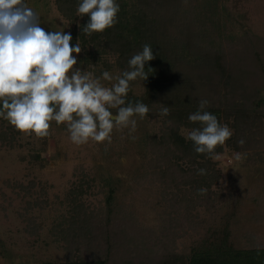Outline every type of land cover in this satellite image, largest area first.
<instances>
[{"label":"rangeland","instance_id":"374dc122","mask_svg":"<svg viewBox=\"0 0 264 264\" xmlns=\"http://www.w3.org/2000/svg\"><path fill=\"white\" fill-rule=\"evenodd\" d=\"M193 2L198 8L197 21L201 29L205 26L233 38L220 45L223 55H218L217 63L226 67L214 71L215 77L222 83L231 78L237 82L244 71L251 77L255 70L250 63L239 72L233 67L239 62L244 66L249 59L247 55L236 56L233 49L238 47L236 39L240 35L244 39L246 33L264 38V0ZM26 6L36 12L46 31L68 32L69 24L53 0H27ZM73 55L77 57L74 68L88 70L95 77H101L107 70L102 64L92 70L91 64L81 62L80 53ZM114 59L107 56L109 64H113ZM222 68L225 70L220 72ZM107 71L114 77L119 75L115 66ZM100 82L110 86L115 80L101 78ZM130 91L145 100L142 87H134L128 93ZM260 93L262 99L255 104H260L262 115L254 128H245L249 133L246 139L249 147L235 149L225 144L212 155L211 161L219 177L208 194L215 197V201L208 208L196 204L190 210L182 204L185 188L175 184L177 177L174 175L171 183L164 185L159 179L160 172L151 164L160 158L156 141L172 129L174 113L170 108L167 116L161 115L163 106L149 108L143 119L134 116L137 126L131 134L128 128L114 127L111 142L89 140L79 145L70 140L65 123L51 121L49 135L40 138L0 118V264L67 260V234L77 226L81 207L94 216L89 213L91 210L105 212L108 203L113 209L109 217L121 220L128 216L132 220L133 225L128 227L131 233L117 237L118 241L125 237L132 241L133 234L141 228L150 234L140 231L134 240L137 245L141 243L139 249L169 251L183 256L182 264H187L193 249L223 242L233 248L264 247V86ZM220 96L233 98L228 94ZM219 98L215 95L212 100L218 102ZM112 111L115 115L116 109ZM219 112L223 117V109ZM227 125L235 134L236 128L229 121ZM257 126L262 129L258 130ZM192 128L180 127L181 135L186 138V131ZM1 132H4L3 138ZM130 135L136 139H130ZM237 154L241 159H236ZM166 173L173 171L168 169ZM98 235L91 249L82 246L76 251L77 255L81 251L104 255L116 237L112 231L106 235L99 231ZM104 236L105 240H99ZM129 256L133 254H126L123 259Z\"/></svg>","mask_w":264,"mask_h":264},{"label":"trees","instance_id":"16d2710c","mask_svg":"<svg viewBox=\"0 0 264 264\" xmlns=\"http://www.w3.org/2000/svg\"><path fill=\"white\" fill-rule=\"evenodd\" d=\"M26 1L24 0L25 4ZM117 2L120 9L116 23L102 32L88 35L82 32V28L89 20V16L88 14L78 16L76 9L79 0H53L57 10L69 24L67 30L72 35L70 44L74 45L77 42L80 44L82 48L80 60L86 65L91 64L92 70L100 64L107 70L115 66L119 69L120 75L128 69V60L133 54L141 51L144 44L151 45L155 58L145 64L147 79L138 78L131 81L129 88L132 90L137 86L142 87V93L146 98L142 100L140 96L132 95L130 91L125 97V104L143 102L148 108L166 105L173 111L172 129L167 130L166 135L156 141L159 161H151V164L155 171L160 172L159 179L164 185H169L174 175L177 177L178 181H175V184L184 186L181 187L185 188L181 200L188 210L194 208L196 204L208 208L215 201V197H210L208 193L219 177L218 171L211 161L212 155L196 153L193 143L181 135L180 127H199V122L189 121L188 115L197 110L200 99H206L209 104L204 110L215 114L220 123L227 124L229 121L236 128L235 134L233 133L223 145L227 144L235 149L249 147L246 140L249 133H246V129L254 128L257 119L262 115L259 110L260 104L256 105L255 102L262 99L260 91L264 86V38L246 33L245 39L241 35L236 39L238 47L233 49V53L236 56L247 55L249 59L244 66L239 62L238 66L233 67L239 72L243 67H249L250 63L255 71L251 73V77L244 71L243 77L237 82L231 78L222 83L213 72L219 67H226L217 63V57L223 55L220 45L233 38L224 37L219 31L212 32L205 26L201 29L197 21L198 8L193 0H117ZM108 55L115 58L113 64L108 63ZM223 70L225 69H220V72ZM227 94L233 95V98L228 100L225 96H220ZM215 95L220 97L218 102L212 100ZM219 109H223V117ZM257 129L260 130L262 127L257 126ZM3 134L4 132H1V138L4 137ZM241 139L244 140L243 144L238 143ZM223 145H217L214 151H221ZM180 161L183 164H180ZM200 168L205 169L204 174H199ZM168 169H172L173 173L167 174ZM201 188L205 191H199ZM110 206L112 204L108 203L105 212L102 209L91 210L89 213L94 216L87 214L81 207L77 226L67 234V260L45 261L40 264L184 262L183 256L174 255L169 251L139 249L141 243L137 245L134 240L139 237L140 231H145L141 228L133 234L132 241L126 237L118 241L117 237L131 233L128 227L133 224L128 216L121 220L109 217L113 210ZM99 231L104 235L112 231L113 237H116L108 251L101 256L95 255L94 251H90L91 255L82 251L77 255L76 251L82 246L87 250L93 247L98 240ZM101 239L105 240L106 237L99 240ZM252 239L253 237L250 238L251 245ZM137 251H140L139 255H135ZM126 254H133V257L128 258L130 261L123 259ZM187 264H264V247L233 248L223 242L220 245L193 249L189 253Z\"/></svg>","mask_w":264,"mask_h":264},{"label":"clouds","instance_id":"9594fccd","mask_svg":"<svg viewBox=\"0 0 264 264\" xmlns=\"http://www.w3.org/2000/svg\"><path fill=\"white\" fill-rule=\"evenodd\" d=\"M119 9L117 0H79L78 16H89L82 32L91 35L112 27ZM71 40L69 32L41 27L36 12L24 0H0V118L40 138L49 135L51 121L65 123L70 140L77 145L89 140L111 142L114 127L135 132L134 116L143 119L149 108L143 102L125 104V97L131 81L147 79L145 64L155 58L151 45L144 44L133 54L128 69L120 75L114 77L105 70L101 77H95L88 70L73 67L77 64L73 53L82 48L78 42L70 44ZM101 78L115 82L104 86ZM208 104L200 99L197 110L188 115L199 127L186 131V139L196 153L214 156L216 146L223 145L233 133L215 114L204 110ZM112 109H116L115 115ZM168 113L169 106H163L161 115ZM130 139L136 137L130 135ZM236 159L241 156L237 154ZM198 172L204 174L205 169Z\"/></svg>","mask_w":264,"mask_h":264}]
</instances>
